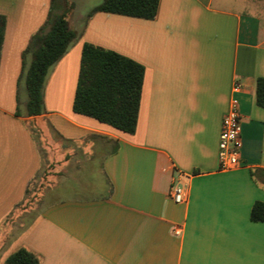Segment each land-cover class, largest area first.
I'll use <instances>...</instances> for the list:
<instances>
[{
    "label": "crops",
    "instance_id": "0c3cea01",
    "mask_svg": "<svg viewBox=\"0 0 264 264\" xmlns=\"http://www.w3.org/2000/svg\"><path fill=\"white\" fill-rule=\"evenodd\" d=\"M90 11L67 18L80 36L48 74L44 113L27 115L26 92L18 115L22 54L62 11L0 0V264L19 248L40 264H264V221L251 220L264 203V0H159L150 20ZM85 43L144 66L133 134L73 111ZM234 99L242 165L225 172ZM174 179L184 204L170 198Z\"/></svg>",
    "mask_w": 264,
    "mask_h": 264
},
{
    "label": "trees",
    "instance_id": "16d2710c",
    "mask_svg": "<svg viewBox=\"0 0 264 264\" xmlns=\"http://www.w3.org/2000/svg\"><path fill=\"white\" fill-rule=\"evenodd\" d=\"M158 5L159 0H103L89 16L106 12L150 20L156 16ZM5 26L6 18L0 15V55ZM79 36L63 13H50L44 25L31 36L22 54L23 69L18 81V85L23 82L26 87L28 116L44 113L48 74ZM143 79L144 66L140 63L113 50L85 43L73 111L133 134L137 127ZM17 101V114L20 115L19 94ZM256 104L264 108V78L257 80ZM31 193L28 190L27 197ZM251 220L264 221V203L253 205ZM6 264H40V259L32 251L19 248L7 257Z\"/></svg>",
    "mask_w": 264,
    "mask_h": 264
},
{
    "label": "built area",
    "instance_id": "2783aa9c",
    "mask_svg": "<svg viewBox=\"0 0 264 264\" xmlns=\"http://www.w3.org/2000/svg\"><path fill=\"white\" fill-rule=\"evenodd\" d=\"M239 87L236 86L237 90ZM242 125L237 100H233L231 108L224 115L218 144V164L221 171H233L242 165ZM170 198L176 204H184L188 200V189L179 179H174L170 186ZM175 235L181 230L175 229Z\"/></svg>",
    "mask_w": 264,
    "mask_h": 264
},
{
    "label": "rangeland",
    "instance_id": "374dc122",
    "mask_svg": "<svg viewBox=\"0 0 264 264\" xmlns=\"http://www.w3.org/2000/svg\"><path fill=\"white\" fill-rule=\"evenodd\" d=\"M102 1L103 0H54V8H57V10L60 9L67 18H77L79 15L85 16L92 7L100 4ZM250 13H258L257 8L250 6ZM74 27L80 28L81 23L77 22L74 24ZM19 98L21 104L25 103V84H20Z\"/></svg>",
    "mask_w": 264,
    "mask_h": 264
}]
</instances>
